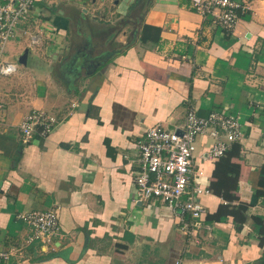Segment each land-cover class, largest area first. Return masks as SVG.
<instances>
[{
	"label": "crops",
	"instance_id": "crops-1",
	"mask_svg": "<svg viewBox=\"0 0 264 264\" xmlns=\"http://www.w3.org/2000/svg\"><path fill=\"white\" fill-rule=\"evenodd\" d=\"M234 1L246 10L226 32L190 0H35L2 56L16 66L0 75L7 264H256L264 257V0ZM144 25L158 40L141 42ZM190 108L201 118L236 116L243 138L210 159L213 140L198 137L193 183L208 193L200 226L185 236L177 209L134 201V174L145 131L179 130ZM33 110L57 123L47 137L23 143L18 126ZM223 204L245 207L240 230L232 217L210 220ZM47 209L57 210L59 233L27 244L31 228L17 215Z\"/></svg>",
	"mask_w": 264,
	"mask_h": 264
},
{
	"label": "built area",
	"instance_id": "built-area-1",
	"mask_svg": "<svg viewBox=\"0 0 264 264\" xmlns=\"http://www.w3.org/2000/svg\"><path fill=\"white\" fill-rule=\"evenodd\" d=\"M34 2L0 0L1 76H10L16 71L14 64L2 59L4 47L14 37L19 25L27 20ZM190 8L204 19L210 18L226 32L234 30L239 16L246 10L234 0H190ZM37 40L36 36H31L33 44ZM238 119L222 111H212L208 117L201 118L190 108L179 130H167L159 125L148 128L144 137L136 143L138 169L134 174V201H159L170 209H177L182 234L193 236L204 215L201 196L208 193V190L193 183L199 175L194 165L196 141L200 136H209L213 144L207 151V157H222L231 144L243 138ZM56 123L53 115L41 110L31 111L18 126L23 143L34 137H47ZM17 219L31 228L27 244L45 242L47 237L59 233L56 209L25 211L19 213ZM12 255V250L0 251V264H7Z\"/></svg>",
	"mask_w": 264,
	"mask_h": 264
},
{
	"label": "trees",
	"instance_id": "trees-1",
	"mask_svg": "<svg viewBox=\"0 0 264 264\" xmlns=\"http://www.w3.org/2000/svg\"><path fill=\"white\" fill-rule=\"evenodd\" d=\"M147 29H150V28L147 25H144L143 29L141 31V35H140L141 42L146 44L147 42H151L152 40L153 41L158 40V38L150 37L149 33L147 32L148 31ZM155 29H156V31H159V29H157V28H155ZM228 150H227V152H228ZM227 152L224 155H226ZM259 186L264 188V165L260 169ZM209 191L212 194L219 196V197H221V195H222V193L217 191L212 186L210 187ZM244 208L245 207H243L242 205L223 204L220 206L218 211L212 216V218H210V220L215 221L216 219H220L223 217H225V218L232 217L233 221L235 223L236 229L240 230L242 223L245 220V209ZM256 264H264V257H262Z\"/></svg>",
	"mask_w": 264,
	"mask_h": 264
},
{
	"label": "water",
	"instance_id": "water-1",
	"mask_svg": "<svg viewBox=\"0 0 264 264\" xmlns=\"http://www.w3.org/2000/svg\"><path fill=\"white\" fill-rule=\"evenodd\" d=\"M23 58H25V55L23 56ZM23 58L21 60H23Z\"/></svg>",
	"mask_w": 264,
	"mask_h": 264
}]
</instances>
